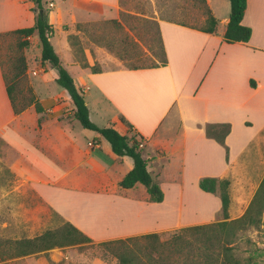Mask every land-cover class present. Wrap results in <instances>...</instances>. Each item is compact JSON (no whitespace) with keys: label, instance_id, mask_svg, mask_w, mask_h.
<instances>
[{"label":"crops","instance_id":"obj_1","mask_svg":"<svg viewBox=\"0 0 264 264\" xmlns=\"http://www.w3.org/2000/svg\"><path fill=\"white\" fill-rule=\"evenodd\" d=\"M44 1L52 5L51 22L62 23L57 1ZM81 1L103 9L102 18L118 14L119 0ZM205 5L217 21L213 34L173 21H158L165 65L102 69L94 74L89 70L90 120L96 122L94 113L104 127L127 136L120 118L129 123L132 136L143 139L142 156L149 160L147 170L160 189L167 170L178 171L180 179H170L172 184L196 187L204 177L224 179L228 174L223 148L206 136L205 125L229 124L227 146L234 135L232 123L238 122L249 140L245 138L234 159L228 148L233 161L264 129V0H246L242 25L251 30L247 43L223 41L230 13L228 0H206ZM34 21L30 0H0V34L32 27ZM47 74L43 71L39 77ZM50 78L55 83L53 73ZM78 82L85 99V90ZM53 98L39 94L41 113L31 106L14 114L0 67V142L12 155L8 154L11 161L6 164L8 175L17 183L12 194L26 186L44 210H51L94 241L158 234L167 229L159 224L157 212L153 213L161 203L150 202L144 186L119 187L133 167L132 159L118 158L109 143L93 131L89 130V135L75 131L78 121L73 113L63 116ZM155 108L159 114L151 123ZM199 191L196 197L205 195L213 204L211 208L221 211V203L207 198L213 194ZM84 203L91 207L101 204L103 209L86 210ZM199 224L203 225L189 223Z\"/></svg>","mask_w":264,"mask_h":264},{"label":"rangeland","instance_id":"obj_2","mask_svg":"<svg viewBox=\"0 0 264 264\" xmlns=\"http://www.w3.org/2000/svg\"><path fill=\"white\" fill-rule=\"evenodd\" d=\"M55 1L62 11L60 20L62 23L51 22L49 18L51 6L46 5L48 23L53 27L50 43L62 66L73 78L81 81L87 106L89 108L90 103L92 109L93 101L89 96L91 67L94 66L100 71L115 70L159 60L161 57L157 29L159 20L173 21L196 29L207 27V7L196 0H119L118 14L113 18H102L103 9L81 0ZM23 42H27L28 45L21 47ZM40 51V43L35 35L28 38L5 36L0 39V59L8 76H12L9 58L13 57L14 65L21 74L19 84L23 87V92L27 94V90L30 89L36 98L39 94L44 97L51 95L56 99L53 103L60 108L62 115L69 117L72 104L68 94L56 83H52L50 75L52 76L53 68L48 63L44 65L40 63ZM21 60H24V70ZM81 60L87 63L89 67L86 68L87 71L81 67L83 63ZM43 71L48 73L46 78L39 77ZM158 114L156 108L152 110L151 123L156 120ZM92 117L96 125L105 126L103 121L96 120L94 113ZM139 122L145 124L143 119H139ZM256 125L257 123L256 128L254 127L255 132L258 129ZM232 127L234 135L228 139L227 146L225 145L227 151L222 146L221 152L225 160L223 163L226 162L228 168V174L223 178L230 183L228 218L223 219L220 209L216 212L218 209L211 208L213 204L204 199L205 195L196 197L200 194L198 187L188 183L172 184L170 179L175 181L180 179L178 171L167 170L161 185L164 200L153 211L157 212L159 224L168 227L157 234L161 241L168 240L172 234L184 227L193 226L189 223L198 221L204 225L228 222L245 214L264 177V129L249 143L237 160L233 161L229 160L228 148L234 159L242 149L247 134L245 131L242 132L238 122H233ZM75 131L79 134L86 132L89 135V130L81 127L78 122L75 123ZM127 134L132 136V132ZM8 154L12 157L0 142V264H119L116 256L105 253L104 248L98 246L107 241L92 239L27 256L13 257L15 241L55 230L63 225L64 220L51 210H44L35 202L33 193L26 186L12 194V189L17 183L8 175L6 164L11 161ZM216 170L219 171L218 168ZM211 196L207 198L215 199L217 204H220L217 194ZM90 205L84 203L83 208L92 211L103 209L101 204L94 203L93 207ZM179 223L181 226H178ZM238 238L235 245L236 256L246 262L250 259L252 264H264V210L259 223L256 226H249ZM124 239L127 238L114 240Z\"/></svg>","mask_w":264,"mask_h":264},{"label":"trees","instance_id":"obj_3","mask_svg":"<svg viewBox=\"0 0 264 264\" xmlns=\"http://www.w3.org/2000/svg\"><path fill=\"white\" fill-rule=\"evenodd\" d=\"M204 3L206 0H196ZM230 13L228 22L223 34V41L228 44L247 43L251 36L250 28L242 25L246 11V0H228ZM31 11L34 9V25L29 28L19 29L11 32L1 33L0 39L5 36H16L28 38L35 35L40 43V63H48L53 68L54 82L69 96L72 104L73 117L86 130L93 131L104 138L110 145L112 152L118 157H130L133 161L132 169L119 182L122 189L133 188L136 184L144 186L149 201L160 203L163 201V193L159 185L152 179L147 170L148 159L142 156V137L121 135L113 127H98L89 118V110L84 99V91L79 82L73 78L62 66L61 60L50 43L53 35V27L48 23V10L44 0H30ZM206 6V5H205ZM207 7V6H206ZM207 27L200 29L203 32L213 34L217 29V21L211 14L208 7ZM42 11L39 14V11ZM158 29V25H157ZM159 32V30H158ZM72 37H69L71 39ZM73 39V38H72ZM158 44L161 52L159 60L145 65H131L128 69L138 70L157 68L166 64L165 53L158 34ZM23 42L21 47L27 46ZM12 76L5 72L0 59V67L6 86V92L14 114H20L29 107H34L37 113L43 112V108L32 94L30 89L27 94L20 86V76L17 67L14 65L13 57L9 58ZM81 67L89 68L84 60ZM24 70V60H21ZM91 73H99L100 70L91 67ZM22 72V70H21ZM253 85V83L251 82ZM121 123L126 127L127 132H132V126L123 118ZM230 131V125L207 124L205 133L208 138L215 140L221 146H225V137ZM227 151V148H226ZM201 191L217 194L221 203V214L223 219L228 218L229 208V181L227 179L202 178L198 182ZM264 210V177L256 191L245 214L232 221H223L204 225L188 226L175 232L166 241H161L157 234H146L130 237L124 240H113L98 244L104 248L105 253L116 256L119 264H252L238 258L235 253V245L239 240L238 236L246 231L249 226L257 225ZM82 240H90L72 224L64 221L63 225L55 230H48L42 234L29 239L15 241L13 257L29 255L32 253L47 251L54 247H61L79 243Z\"/></svg>","mask_w":264,"mask_h":264},{"label":"water","instance_id":"obj_4","mask_svg":"<svg viewBox=\"0 0 264 264\" xmlns=\"http://www.w3.org/2000/svg\"><path fill=\"white\" fill-rule=\"evenodd\" d=\"M33 12L35 13V12H36V10L34 9V10H33ZM41 13H42V11L40 10V11H39V14H41Z\"/></svg>","mask_w":264,"mask_h":264},{"label":"built area","instance_id":"obj_5","mask_svg":"<svg viewBox=\"0 0 264 264\" xmlns=\"http://www.w3.org/2000/svg\"><path fill=\"white\" fill-rule=\"evenodd\" d=\"M50 6H52V5L50 4ZM141 147H142V145H141Z\"/></svg>","mask_w":264,"mask_h":264}]
</instances>
